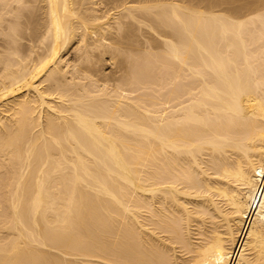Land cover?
<instances>
[{
    "label": "bare ground",
    "instance_id": "obj_1",
    "mask_svg": "<svg viewBox=\"0 0 264 264\" xmlns=\"http://www.w3.org/2000/svg\"><path fill=\"white\" fill-rule=\"evenodd\" d=\"M0 264H264V0H0Z\"/></svg>",
    "mask_w": 264,
    "mask_h": 264
},
{
    "label": "rangeland",
    "instance_id": "obj_2",
    "mask_svg": "<svg viewBox=\"0 0 264 264\" xmlns=\"http://www.w3.org/2000/svg\"><path fill=\"white\" fill-rule=\"evenodd\" d=\"M98 2L100 1V0H97ZM201 0H194V2L195 3H199ZM144 27V26H143ZM142 27V30H143V34L142 33H139V39L141 40V42H143L142 44H143V46H144V50L143 51H145L146 50V47L149 45V43L147 42V40L148 41H152L153 43H154V45H155V47L153 48V51L154 50H158L159 48L157 47V46H159L160 44H161V42H162V37H160L156 32H154V31H152V30H150V29H148L147 27H145V28H143ZM110 36V35H109ZM150 39V40H149ZM76 46V44L74 45V46H70L71 48L68 50V52H66L67 54H65V57L68 59V60H70V61H73L74 59H75V57L77 56V51H75V49H74V47ZM102 49V48H101ZM111 49V48H110ZM98 50H100V49H97V50H93L94 52H93V54H96L97 53V55H98ZM113 50V49H112ZM111 50V51H112ZM113 52V51H112ZM101 53V52H100ZM99 53V57L97 58V55H96V57H95V55H94V61L97 59L98 60V64L96 63V64H94L93 62V64H92V66L93 67H95V65H98L97 67H95V68H99L98 70H100L101 71V73L100 72H97V74H100V76L102 75L103 76V74H107L108 75V77H112V75H113V77H112V79H115L117 76H120L121 74H122V72H123V67L125 66V63H127V61H126V59H125V57H123L124 55L122 54H117V58L114 60V61H111L109 58H110V54L111 53H109V52H107V53H105L104 55H101ZM102 56V57H101ZM101 57V61H99L100 58ZM122 57H123V59H122ZM124 61H122V60ZM122 61L123 63V65L121 64V63H119L120 61ZM126 61V62H125ZM87 64V63H86ZM121 64V65H120ZM88 66H90V65H88ZM91 66V67H92ZM121 66V67H120ZM123 66V67H122ZM112 74V75H111ZM116 76V77H115ZM115 77V78H114ZM114 81V80H113ZM113 81L111 82L112 84H113ZM109 83H110V81H109ZM110 83V84H111Z\"/></svg>",
    "mask_w": 264,
    "mask_h": 264
}]
</instances>
